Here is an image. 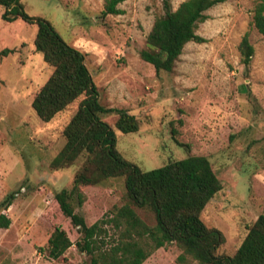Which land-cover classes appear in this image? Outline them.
Here are the masks:
<instances>
[{"label": "rangeland", "instance_id": "374dc122", "mask_svg": "<svg viewBox=\"0 0 264 264\" xmlns=\"http://www.w3.org/2000/svg\"><path fill=\"white\" fill-rule=\"evenodd\" d=\"M170 1L177 9L184 0ZM21 3L29 16L47 20L66 43L85 53L100 103L138 120V131L124 134L114 129L117 115L102 117L113 127L123 158L143 171L189 156L210 161L222 189L201 219L224 237L217 253L234 255L264 215V37L252 26L254 0H227L209 9L196 31L206 41L187 43L170 73H156L139 55L154 20L164 13L161 0H124L117 6L120 14L106 17L104 0ZM3 12L0 6V204L13 198L1 211L10 224L0 228V264H87L75 245L57 260L45 255L56 226L72 242L80 238L54 194L70 185L85 157L59 170L50 163L84 95L50 122L36 116L33 99L53 68L34 47L37 26L6 22ZM246 32L254 47L249 68L238 51ZM81 190L85 201L76 212L87 225L128 203L123 177ZM136 211L146 224H155L149 211ZM181 253L176 243L168 244L142 264H178Z\"/></svg>", "mask_w": 264, "mask_h": 264}, {"label": "trees", "instance_id": "16d2710c", "mask_svg": "<svg viewBox=\"0 0 264 264\" xmlns=\"http://www.w3.org/2000/svg\"><path fill=\"white\" fill-rule=\"evenodd\" d=\"M124 0H104L102 17L118 15V4ZM227 0H184L177 9L170 0H161L164 13L154 20L140 58L152 65L156 73L172 72L176 61L189 42L206 40L197 34L200 23L208 19L207 11ZM252 26L264 37V0H254ZM2 19H17L37 26L34 47L51 76L35 95L32 109L42 122L52 121L59 113L84 95L75 114L63 130L64 145L50 166L59 170L85 157L68 187L54 194L61 213L70 219L80 238L72 242L56 226L48 238L45 255L59 259L70 247L88 257L87 264H142L156 250L176 243L182 253L178 264H264V215H260L232 256L219 255L224 242L222 233L209 228L201 219L207 204L222 189L210 161L204 156H189L150 171H143L117 150L114 129L134 133L138 120L124 109L109 108L99 101V93L85 64V53L66 43L45 19L29 16L21 0H0ZM240 63L249 68L254 47L246 32L238 45ZM8 50H3L6 55ZM115 114L112 126L102 117ZM124 178L128 203L115 208L112 216L87 225L76 212L84 201L81 188L98 185L109 178ZM13 195L0 204V228L10 220L1 213L11 205ZM149 211L155 224H146L136 210ZM113 232H109V228Z\"/></svg>", "mask_w": 264, "mask_h": 264}]
</instances>
